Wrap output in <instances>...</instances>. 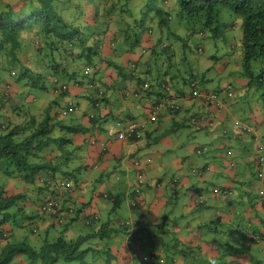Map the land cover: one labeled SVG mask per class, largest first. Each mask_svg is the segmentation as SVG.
I'll use <instances>...</instances> for the list:
<instances>
[{"label":"trees","instance_id":"trees-1","mask_svg":"<svg viewBox=\"0 0 264 264\" xmlns=\"http://www.w3.org/2000/svg\"><path fill=\"white\" fill-rule=\"evenodd\" d=\"M90 1L94 3L91 8L93 24L86 26L88 33L84 34L80 32V21L75 23L62 15V11L81 13L76 8L81 4L80 0H16L6 3L0 10V243L6 241L1 246L0 264H62L81 258L85 251L82 245L96 235V232L75 236L69 233L84 207L94 206L95 200L101 196L112 201L111 208L116 210L129 195V202H134L130 206L137 208L143 203L142 188L152 184L146 179L144 170L150 160L149 154H144V158L130 159L134 186L129 187V194L114 193L109 186L101 191L92 188L90 192L88 184H84L90 180L85 172L89 164L77 152V148L86 146L78 137L88 132L95 136L92 126L100 119L116 118L113 112L119 108V104L107 96L111 80L105 81L101 72L102 61L106 60L101 57L106 39L110 40L116 54L106 67L114 66L116 77L120 79L115 81L111 76L116 82L112 88L123 96L130 88L139 89L146 92L150 100H162L164 109L158 119L164 115L185 119L188 113L192 118H198L192 103L200 95H217L225 90L221 95L227 97L230 89L238 99L243 96L246 101L247 96L252 98L255 109L251 113L259 111L264 116V0H161L159 6L150 7L140 15V11H132L138 4H131V0ZM146 4L144 2L140 10ZM225 15L233 17V21L225 23ZM185 27L188 28L182 36ZM221 27L225 33V49L219 57L211 58V63L201 73L188 75L190 69H186L180 73L181 85H173L172 77L177 75L168 66L156 68L155 76H152L149 61L157 63V56L163 53L168 59L174 57L178 40L185 47L192 33L197 31V34L204 35L210 32L215 36ZM165 29L172 32L171 37ZM74 38L78 47L74 51L67 50L66 43H73ZM195 45L197 51L204 52L201 44ZM124 52L138 56L124 63L119 58ZM24 54L30 57L25 58ZM93 56L94 66L77 65L79 58L92 59ZM218 64L222 68L220 72L216 70ZM208 72L211 73L209 79L205 77ZM54 78L83 88L82 97L88 104L91 102V106L77 103L78 112L63 115L61 109L68 108V105L50 97L46 104L43 103L40 117L28 113L29 103L38 100L37 89L56 96ZM99 90L101 95H98ZM129 99L123 97L121 101L128 103ZM96 102L105 105L109 113L99 114ZM80 118H86L89 126L79 122ZM136 123L138 126L134 131L139 129L141 136H145L146 126L141 127L139 121ZM182 125L186 126V121L185 124L169 123L165 130L174 133ZM106 134L110 141L116 139L118 131ZM247 138L251 140L252 136ZM136 140L135 136L129 139L131 142ZM86 141L93 143L96 140ZM253 149L252 154L250 150L243 158L244 172L251 166L258 167L255 156L264 153L262 149ZM233 177V186L239 191L233 186H223L219 192L216 188L210 189L213 195L226 199L221 207H211L208 198L194 200L203 209L201 219L204 221L199 219L198 224L190 223L195 224L196 230L203 226L214 233V248L216 246L219 253L212 258L200 257L195 251L196 243L201 246L197 231L182 242L183 246H179L181 243L177 237L173 241L161 240L158 236L166 264H186L190 259L194 264H243L237 258L247 248L264 244V197L253 200L259 193H264V178L262 180L258 174L255 178L251 175ZM254 180L257 187H252ZM206 189L198 190V194ZM249 203L258 209L247 217L245 205ZM224 206L229 207L225 214L221 211ZM140 216L141 213L137 218ZM17 220L20 222H11ZM148 221L146 216L145 224ZM13 224L18 227L29 225L31 233L43 232L40 245L33 247L25 241L8 242ZM121 227L125 229L126 226ZM109 228L110 232L113 226ZM51 229L57 230L55 237L50 235ZM134 238L135 231L129 236V244ZM257 264L264 263L258 259Z\"/></svg>","mask_w":264,"mask_h":264},{"label":"crops","instance_id":"crops-1","mask_svg":"<svg viewBox=\"0 0 264 264\" xmlns=\"http://www.w3.org/2000/svg\"><path fill=\"white\" fill-rule=\"evenodd\" d=\"M112 53V52H111ZM113 56H116V54H113ZM122 62L127 63L128 61L135 60L138 54L133 53H120L119 55ZM112 71H110L111 73ZM103 75V79L105 81H109L110 85L108 88V94L107 96H110V99L112 102L118 103L119 108L115 110V112L118 115L117 119L123 118V119H130L135 116L138 117L139 121L146 123V132L145 137L147 139L142 142L140 139L139 141H118L116 139L108 141L106 139V128L108 125L114 123L116 121V118L113 119H105L101 120L104 123H100L99 127L94 129L93 132L94 135H86L89 136L90 139L95 138V142L88 143L86 140L88 138L86 136H79L78 140L86 144L84 148H80L78 151L81 152V154L84 156L85 161L89 164V168L85 171L87 175L93 176L94 180H97V178L104 177L103 184L100 187V189H96L95 187H92L88 185L87 190L90 191L92 188L94 191H101L105 186H109L114 190V193H127L129 194V187L134 181V175H133V169L131 168L129 161L131 158H144V150L147 148V146H151L152 143L161 142L164 143L167 137L173 135L174 133H167L165 130V127L169 123H178L182 122L185 124L186 118L182 119L181 116H175L174 119L171 118L168 115H164L161 117L160 120H157L156 122H150L147 119V114L144 111H142L145 100L142 99H135L140 100L139 102L136 101L138 104L140 103L142 105V108L139 109V106L132 100H130L128 103L122 102L118 90L115 88H112V85L116 82H113L114 80L111 78L110 74L107 78L106 75ZM113 82V83H112ZM117 87V86H116ZM75 90V96L82 99L80 101V104L91 106V104H88L87 100H85L82 93L85 92L83 88L79 87H70V91ZM133 90V89H132ZM71 95V93L69 92ZM93 94V93H92ZM144 95V94H143ZM72 96V95H71ZM152 96H155L153 94ZM84 100V103H83ZM196 103L198 106V102L192 103L193 105ZM188 102L185 104L187 105ZM191 104V102H189ZM243 100L240 99L237 101L236 99L230 101L226 109L221 113L218 110L213 109V114L216 116V119L220 121L218 129L216 130L218 136L226 137L230 141V145H232L233 148H235V152L232 154V158L236 160L235 168H225L224 162H225V150L221 149L220 147H217L214 145L215 150L214 154H212V157H208V155H205L204 153L197 154L195 152V147L189 148L188 142L189 140H192L191 133L194 129L190 123L187 122V125L180 127L179 130L183 129H189V133L184 131L181 134L180 141V149L184 150L182 154L179 156L176 152V155H174L172 158H165L163 159V155L167 151H163L160 159V164H154V165H147L145 167L146 172V179L151 181H163L160 186H154L146 185V187L142 188V200L143 203L141 206L137 208H132L130 206V202L128 198L124 199L123 203L121 204V208L114 210V208H111V202L110 200H105L103 197H99L95 200L94 206L89 207L85 209L80 213L79 218L77 221H75L69 230L70 235L75 236L77 234H91L93 232H96V235L94 237H91L84 245H82L83 248H85V251L81 258L78 259V264H148V261L146 260L151 255L156 256L157 258L163 257L164 258V250L162 247V244L160 243V240H157V236H160V239L168 240L167 237L162 236V232H158L156 229L157 235H151L148 234L147 242L144 243L143 238V231L146 226L151 227L152 225L160 226L161 222H168V219L170 220L169 224L171 226H174L177 223H183L184 225H188L191 221H194L195 224H198V222H201L199 219H201V214L203 209L199 207L198 203L195 204L194 200L197 198H208L207 200L212 199L211 201H214V205L216 203L220 204L221 206L225 204L226 199H224L221 196L213 195L210 191L211 187L219 186L216 182H219V180L223 181L224 184L221 186H231L233 185L234 178L233 176H238L245 178L247 177V171L244 174V170H246L245 162L243 158H245L244 153L248 154V151L250 148H252V142L249 143V141L245 138L244 135H238L232 133V120L233 116L238 114L234 113L237 107H240L243 105ZM184 105V106H185ZM236 106V108H235ZM94 109H92L93 111ZM99 111V109H97ZM107 112V110L100 111L101 115H104ZM99 113V114H100ZM98 114V115H99ZM189 115V113H188ZM228 122H225L228 120ZM79 122L87 125L88 121L86 118H80ZM183 128V129H182ZM191 129V130H190ZM178 130V131H179ZM177 131V132H178ZM198 133L193 134V136L196 137ZM97 138L99 140H97ZM76 141V140H75ZM78 142V141H77ZM234 142V144H233ZM104 145V148L103 146ZM151 148V147H150ZM156 149H152L151 152L155 151ZM150 152V153H151ZM149 152L146 154H150ZM114 159H116L114 163ZM115 168V169H114ZM165 168H170L171 172H166ZM98 170L102 171L101 174L92 175L91 171ZM105 170H109L107 173L103 172ZM162 170L166 172V175L164 176L162 173L157 175L158 171ZM195 170V171H193ZM196 172H200L201 178H198L195 174ZM207 172H212L216 174L215 181H212V179H209L208 181L205 180V177H203ZM106 173V174H105ZM195 173V174H194ZM219 174L220 176H218ZM157 175V176H156ZM173 175L179 176V181L176 184H172L171 177ZM247 175V176H245ZM222 176H227L223 178ZM87 182V181H86ZM149 186V187H148ZM207 188V189H206ZM203 191V193L198 194V190ZM92 191V190H91ZM90 191V192H91ZM197 192V193H196ZM90 194V193H89ZM179 194H183L186 197L187 205L186 209L188 211V214L182 209V207L179 205L180 209H182L181 212L178 214H174V211L171 209V204L173 202V198L177 199V196ZM198 194V196H197ZM197 196V197H196ZM88 197V196H87ZM211 202V203H212ZM232 202V200H231ZM210 203V204H211ZM170 205V206H169ZM234 205V203H232ZM155 206L157 207V210L150 214V209H152ZM167 207V208H166ZM93 208V209H91ZM139 208V211L135 213V210ZM92 211H98L99 218L98 219H92ZM141 213V216L139 214ZM129 217L132 221L133 225L135 223V228L126 230L123 227H121V222L126 220L124 217ZM147 218L151 219L153 216L154 218H160L156 223L154 224V220H149L146 225L145 220ZM117 217V218H116ZM184 218H190L191 221H184ZM139 219V220H138ZM138 220V221H137ZM192 224V223H191ZM192 224V225H195ZM146 225V226H145ZM110 226H113L111 228L112 231L109 232ZM135 231V240L129 244V236L130 232ZM205 234L212 233L210 230L204 231ZM191 234L186 235L183 237L184 242L188 237H190ZM122 247L126 253L119 255L118 248ZM135 257V258H134ZM144 257H146L144 259ZM143 260V261H142ZM147 261V262H145ZM70 262H73L70 261ZM69 262V263H70ZM151 263H154L153 260L150 261ZM242 262V261H241ZM63 262L62 264H69ZM161 263V262H160ZM162 264H166V261ZM244 264V262H243Z\"/></svg>","mask_w":264,"mask_h":264},{"label":"rangeland","instance_id":"rangeland-1","mask_svg":"<svg viewBox=\"0 0 264 264\" xmlns=\"http://www.w3.org/2000/svg\"><path fill=\"white\" fill-rule=\"evenodd\" d=\"M15 1L16 0H0V10L5 8L4 5L6 3H13ZM80 2L82 5L78 4V6H76V8H78L80 10V12L82 11L81 13L78 12V15H76L74 13V11H62V15L64 17L70 19V20H73L72 22L76 23V21H80V23H81V26H79L80 32L82 34H84L85 32L88 33V29L86 28V26H90L91 24H93V19H92V15H91V8L94 5V3L91 2L90 0H89V2L87 0H80ZM144 2H147V4H146L144 9L140 10ZM160 2H161V0H152V1H150V0H131L130 1V3L133 5L138 4L137 6H134L132 11L133 12L138 11V13L140 11L139 15L142 12L149 9L150 7L153 9V8L159 6ZM223 18L222 19L225 23L233 21V17H231V16L225 15ZM187 28L188 27H185L184 29H182V36L185 35ZM168 29H169V27H168ZM168 29H165V32H167V35H169L171 37L172 32ZM224 35H225L224 28L221 27L220 31L218 30V33L215 36L214 35L211 36L210 32H206L204 35L197 34V31L192 33L191 39L186 40L187 45L185 47H183L181 44V41L178 40L177 46H176L177 54L174 57L168 59L166 57V54L163 53V54H159L157 56V59H156L157 63H155V62L152 63L151 60L149 61L150 67H152V76L153 77L155 76V73L157 71L156 68L165 69L168 66L171 69V72L177 75L176 77H172V79H174L173 85H176V83L181 85L180 79H182V77H180L181 76L180 73H184V72H186V69H190L189 73H187V74L189 75L190 73H193L196 76L198 73H201L202 69H204L209 63H211V60H212L211 58H214L215 55L217 57H219V55L225 49ZM74 43H75V38L73 40V43L70 44L69 42H67L66 43L67 50L70 49L71 51L72 50L74 51L78 47V44L75 45ZM196 43L201 44L204 47V52H200V51L196 50V48H195ZM24 57L29 58L30 56H29V54H26V55L24 54ZM101 57H102V59L106 58V60L102 61L103 65L105 67H106V64L110 60L115 59L113 57V55L111 54V52H109L105 48H102ZM94 60H95V56H93L92 59L82 57V58L78 59L77 65L79 67H83L85 65L94 66ZM201 60H203V62H201ZM168 63H170V64H168ZM106 68L108 70H104L103 74L106 75L107 78L109 77L110 71H112L110 73V76H113L115 81L120 80L119 78L116 77V70H115L114 66H111V67L107 66ZM216 70H218V72H220L222 70V68L220 67L219 64L216 65ZM210 75H211L210 72L205 73V77L207 79L210 78ZM213 80H215V79H213ZM132 83H133V81L130 84L132 85ZM36 91L39 92L38 93V96H39L38 100L36 103H34V102L29 103L30 110L28 111V113H30L31 115H33L35 117H40L41 113H39V112L42 111L41 109H42L43 103L45 102V104H46L47 103L46 99H50V97L51 98L54 97V98L58 99V101H61L62 99H72L74 102L77 101L79 103L82 100V99L75 96L76 95L74 92L75 90L70 91L72 96L69 93H66L63 98H62V96H56L55 97L50 92H43L41 89H37ZM127 91H128V94L125 95L126 98H128V99L130 98L129 100H132L134 102V104L136 103L139 106V109H141L142 105L140 103L138 104L136 102V101L139 102L140 100H135V98L133 96L132 89L130 88ZM143 94H142V96L144 97L143 99L146 100L145 93H143ZM83 103H84V100H83ZM262 105H263L262 108L264 111V104H262ZM207 107L208 106H202L201 105V106L193 107L194 109L193 108L192 109H193V111H195V110L205 111L207 109ZM243 108L251 111L250 110L251 105L243 104L239 107V109H241V110H243ZM209 109H210V116L212 118H214L215 121L211 125H209L206 122V120H204L205 123H203V124L205 125V127H203L202 130H192L191 137H190L192 140H189L187 146L189 148H191V147L192 148L193 147L203 148V152H205V155H208V157H212V154H214V150H215L214 145H216L217 147H220L223 150H226L230 146V141L226 137L218 136L216 130L218 129L217 127L219 126L220 121L217 120L216 116L212 113L213 109L218 110L221 113L224 110L216 109L213 106H210ZM142 111L145 112L146 109L143 108ZM253 113H254V116L256 118H258V120L256 122V127H258V129H259L258 133L262 136L261 141H262V144L264 145V121H262V117L260 118L257 116V114L255 112H253ZM245 115H246V113L241 114V117H244ZM228 121H229V119L226 120L225 122H228ZM183 130L188 132V134H190L189 129H183ZM183 130H179L178 132L174 133L173 135L167 137L166 140L164 141V143L157 142V143H152L151 146H147V148L144 150V154H146L148 152L150 153L152 149H156L155 151L150 153L151 162L148 163V165L160 164V159H161L160 154L163 151H167L163 155V157H162L163 159L170 158V157L172 158L174 155H176V152L180 156L182 154V152H184V150L180 149V141H179L181 139V134H182ZM196 133H198L196 135V137L193 136V134H196ZM146 139H147V137L143 136L141 140L143 142ZM233 144H234V142H233ZM229 160H230V155H227L225 157V162H224V167L226 169L229 168ZM115 161H116V159H114V163H115ZM108 171L109 170H105L103 172L107 173ZM165 171L169 173L172 170L170 168H165ZM166 172L159 170L157 175L162 173L165 176ZM255 172L257 173V169L254 166H251L249 171H247V175L248 176L251 175V177L254 176V178H255V175H257ZM101 173H102V171H98V170L91 171L92 175L101 174ZM196 173L197 174H195V173L194 174L198 177V172H196ZM244 173H246V171ZM217 175L220 176L219 174H217ZM203 177H205L206 181H208L209 179H212V181H215V179L218 178V177H216V174L212 173V172H207V174H205ZM222 177L225 178L227 176H222ZM103 178L105 179V176ZM103 178H101V179L97 178V180H94V178L92 177L90 180H88V182H86L84 184H88L92 187H95L96 189H100V187L103 184ZM240 178H241V176H240ZM254 181H255V183L252 185V187H257L256 180H254ZM162 182H161V184H162ZM216 183L221 184V185L224 184L223 181H221V180H219V182H216ZM233 187H234V189L236 188L235 186H233ZM237 187H239V186H237ZM235 191H239V190L235 189ZM257 192L259 193V189L257 190ZM259 194H260L259 196H256L255 198H253L254 201L259 199L260 197H264V193H259ZM172 200H173L172 203L177 204V205L171 204V206L169 205L171 207V209L174 211V214H178L179 212L182 211V209L186 212V214H188V211L186 209L187 200L183 194H179L177 196V199L173 198ZM211 200L212 199L208 200V204L212 202ZM250 204L251 203L245 205L247 217H249V214L251 211L258 209V208L252 207ZM179 205L182 207V209H180ZM213 205H214V201L211 203V207H213ZM215 206L221 207V205L218 203H216ZM152 207L153 208L150 209V214L154 213L157 210V207H155V206H152ZM228 208L229 207L224 206L221 211L225 214L226 210ZM251 208H252V210H251ZM219 209H221V208H219ZM138 211H139V208L135 210V213H137ZM159 219L160 218H154L153 216L151 217V219L148 218V220H154L153 221L154 224ZM183 220L189 221V222L191 221L190 218H184ZM200 220L204 221V219H200ZM11 222L19 223L20 220H17V222H14V221H11ZM12 227H13V232L8 237V239H7L8 242L25 241L33 247H38L40 245L41 238L44 234L43 232L31 233L29 231V225L23 226V227H18V226H15L13 224ZM31 227L32 226L30 225V228ZM156 229H158L156 224H155V226L152 225L151 227H148V226L145 227V229L143 231V238H142L144 240V243L147 242L146 236L148 234L153 235V233L156 232ZM195 229H196L195 227H192L190 230H191V233H195V231H197V233L199 235L198 240L201 243V246H198L197 243L195 245L196 246L195 251H197L199 256L206 259L207 257L214 256V254H218L219 251L216 248V246H215L216 249L214 248L216 236L213 235L212 233L205 234L204 231H206V227L200 226V228H198V230H195ZM190 230L187 229L183 223H178V225H176V226H171V225L166 224L165 231H163L161 234H162V236L167 237L169 240V239H172L174 234L179 235V233H184L185 235H188ZM56 232H57L56 229H51L50 235L52 237H55L57 235ZM5 243H6V241H4V240L1 241L0 250H1V246H3ZM263 247H264V244H261V246L252 245L250 248H247L246 252H243L242 256L238 257L237 259L241 260L245 264H257L258 259H260L261 262L264 263V248ZM216 250L218 252H216ZM118 251L120 252L119 255L126 253V251L122 247H120V245H119ZM254 254L258 258L257 260L254 256ZM153 261H154V263H151L148 260V264H162L159 262L158 259H155ZM59 262L62 263V260ZM77 262H79L78 259H74L73 262L69 263V261H67L66 263L78 264ZM145 262H147V261H145ZM185 263L186 264H194V261H193V259L192 260L190 259L189 261H187Z\"/></svg>","mask_w":264,"mask_h":264},{"label":"clouds","instance_id":"clouds-1","mask_svg":"<svg viewBox=\"0 0 264 264\" xmlns=\"http://www.w3.org/2000/svg\"><path fill=\"white\" fill-rule=\"evenodd\" d=\"M105 49H107L109 52H112L114 54V51H113V47L111 45V42L109 39H106L105 40V46H104ZM111 53V54H112ZM105 66L103 65L102 66V73L104 70H108L107 68H104ZM85 71H87V69H85ZM110 74V73H109ZM55 81V84L57 86V89L55 90V94L56 96H63L66 94V93H69L70 92V87L71 85L67 82L64 81V79H58V78H54ZM65 85V88L63 89L62 86ZM225 85V84H223ZM133 91V96L135 99H142L143 96L142 94L144 92H142L141 90L138 89V91L136 90H132ZM244 91V90H243ZM222 93H225V90L221 91ZM217 93V95L215 94H209V95H206L204 97L200 95V97L196 100V102H198V106H208L207 109L205 111H196L197 114H198V118H192V115L191 113L189 114V116L186 118V125H187V122L190 123L189 125H191L194 129H197V130H202L203 127H205V125L203 123H205L204 120H206V122L211 125L215 119L212 118L210 116V109L209 107L210 106H213L215 107L216 109H222V110H225L226 109V106L227 104L236 99L237 101H239L240 99L236 98L235 94H234V90L233 89H230L227 91V97H223L221 94L222 93ZM119 97L120 99L122 100L123 97L126 98V96H123L121 93H119ZM128 94V91L125 92V95ZM98 95H101V91L99 90V93ZM98 95H96L98 97ZM55 96V97H56ZM62 97V98H63ZM145 97H146V100H145V103H144V106L143 108L146 109L145 113H148L147 114V119L148 121L150 122H156L157 120H160L158 119V117L160 116V114L162 113V110L164 109L163 108V101L162 100H158V99H155V100H150L147 95H146V92H145ZM128 99V98H127ZM247 101L245 100V97L243 96L242 100H243V103L244 104H247V105H251V108L250 110L252 111L253 109H255V104L252 102V98L248 97L247 96ZM229 100V101H228ZM63 103H65V105L67 106L68 105V108L66 109H61L63 115H66L67 113H73V112H78L79 111V106L77 105V103L79 102H74L72 99H62L61 100ZM70 103L72 105V109L70 110L69 109V106H70ZM91 104V102H90ZM95 105H97L98 109H99V113L100 111L102 110H107V112L105 114H108L109 113V109L106 108L105 105L101 104L100 102H96ZM195 107H197L196 103L194 104ZM236 108V106H235ZM251 111L243 108V110L239 109V107H237V109L235 110L234 113H238L236 115L233 116V120H232V133L233 134H238V135H244L245 138L249 141V143L252 142V148L249 149L248 153L250 152L251 149H253V147L258 148V149H262L264 150V145L262 144V136L258 133L259 129L258 127H256V122L258 120V118H256L254 116V113H251ZM259 111H256L255 113L257 114L258 117H262V115L260 113H258ZM246 113V115L244 117H241V114H244ZM115 116H116V119L118 118V115L115 113ZM163 117V116H162ZM264 117H262V121ZM137 121H139L138 119H135V117L133 118H130V119H123V118H120V119H117L116 121H114V123L110 124L107 126L105 132L108 133V134H111L112 131H118V136L116 137V140L118 141H125V140H129V139H132L133 136H135L136 139L140 140L142 139V137L144 135L141 136V132L140 130L138 129L137 131H134V127H137L138 124L136 123ZM140 122V125L141 127L142 126H146V123L145 122ZM100 123H104L103 121H99L97 122L96 124H94V126H92V130L96 129L99 127ZM85 126H89V123ZM87 134H85L86 136ZM88 135H92L88 132ZM107 135V134H106ZM248 136H252L251 140H249L247 137ZM88 139H90L89 136H86ZM91 141H94V139H90ZM136 140V141H138ZM80 148V147H79ZM79 148H77L79 150ZM254 150V149H253ZM253 150H251V154L253 153ZM80 154L81 152L78 151ZM195 152L197 154H201V153H204L203 152V148H196L195 149ZM235 152V148L232 147V145H230L226 150H225V155H230V160H229V168L231 169H234L235 168V164H236V160L232 158V154ZM150 156V154H149ZM244 156H246V153H244ZM256 159H257V162H258V167H256L257 171H258V175L262 176V180H263V171H264V153L261 154V155H258V156H255ZM260 158H262V161H263V165H260ZM145 160L142 161V163L144 162ZM151 162V158L150 160L148 161V163ZM146 166H144L145 168ZM145 170V169H144ZM195 171V170H193ZM198 178H201V173L198 172ZM89 179H91L93 176L91 175H88ZM234 178V177H232ZM239 177H237L236 179H238ZM179 176L177 175H173L171 177V183L174 184L173 182H178L179 181ZM264 183V181H262ZM161 184V181H152V184L151 186L154 187V186H160ZM132 186H134V181L133 183L131 184ZM233 186V185H231ZM216 188L219 192V190L222 188L221 184H219V186H214L212 187V189ZM130 203H134L133 201H130ZM139 207V206H138ZM135 208V207H134ZM87 209V208H85ZM93 209V208H91ZM92 216L91 217L92 219H98L99 218V213L98 211H92ZM72 213V212H70ZM126 218V220L122 221L121 222V226L124 225L126 226L125 229L126 230H130V229H133L135 228V223L133 225L132 221L130 220V218L127 216V217H124ZM170 220L168 219V222H167V225H170L169 224ZM148 225V224H146ZM145 225V226H146ZM178 225L175 224L174 226ZM161 226V227H160ZM160 226L158 225L157 227L159 228V230H157L158 232H162V231H165V226H166V222H161L160 223ZM193 226L195 225H192L191 223H188V225H185V227L187 229H191ZM196 230V229H195ZM134 231L130 232L133 233ZM196 232V231H195ZM194 234V233H191V235ZM154 235H157V233L155 232ZM186 236L184 233H179V235L177 234H174L172 239H169V240H173L174 241V237H177L181 243V245L179 246H183L182 245V242L184 241L183 240V237ZM158 237V236H157ZM160 237V236H159ZM146 257H144L145 259ZM155 259H158L159 262L161 263H164L166 261L165 258L163 257H160V258H157L156 256L154 255H151L150 257H148L146 260L148 261H151V260H155Z\"/></svg>","mask_w":264,"mask_h":264},{"label":"built area","instance_id":"built-area-1","mask_svg":"<svg viewBox=\"0 0 264 264\" xmlns=\"http://www.w3.org/2000/svg\"><path fill=\"white\" fill-rule=\"evenodd\" d=\"M85 72H87V71H85ZM62 88L64 89V88H65V85H63ZM69 109H70V110L72 109V105H71V103H70ZM260 165H263L262 158H260Z\"/></svg>","mask_w":264,"mask_h":264}]
</instances>
